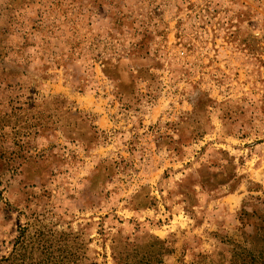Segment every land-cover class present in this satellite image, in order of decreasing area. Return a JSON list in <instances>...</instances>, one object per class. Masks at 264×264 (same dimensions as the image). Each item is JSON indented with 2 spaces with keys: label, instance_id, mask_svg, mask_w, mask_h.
<instances>
[{
  "label": "rangeland",
  "instance_id": "obj_1",
  "mask_svg": "<svg viewBox=\"0 0 264 264\" xmlns=\"http://www.w3.org/2000/svg\"><path fill=\"white\" fill-rule=\"evenodd\" d=\"M256 209L264 0H0V264H205Z\"/></svg>",
  "mask_w": 264,
  "mask_h": 264
},
{
  "label": "trees",
  "instance_id": "obj_2",
  "mask_svg": "<svg viewBox=\"0 0 264 264\" xmlns=\"http://www.w3.org/2000/svg\"><path fill=\"white\" fill-rule=\"evenodd\" d=\"M242 240L221 238L226 250L209 258L205 264H264V210L242 211ZM245 229H248L247 231Z\"/></svg>",
  "mask_w": 264,
  "mask_h": 264
}]
</instances>
